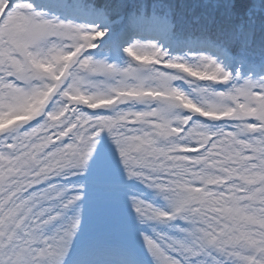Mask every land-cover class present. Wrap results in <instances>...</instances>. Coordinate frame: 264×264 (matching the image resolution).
Returning <instances> with one entry per match:
<instances>
[{"label": "snow or ice", "instance_id": "snow-or-ice-1", "mask_svg": "<svg viewBox=\"0 0 264 264\" xmlns=\"http://www.w3.org/2000/svg\"><path fill=\"white\" fill-rule=\"evenodd\" d=\"M0 0V264H264V0Z\"/></svg>", "mask_w": 264, "mask_h": 264}, {"label": "rangeland", "instance_id": "rangeland-1", "mask_svg": "<svg viewBox=\"0 0 264 264\" xmlns=\"http://www.w3.org/2000/svg\"><path fill=\"white\" fill-rule=\"evenodd\" d=\"M197 1V2H194ZM194 1H189L186 4H180V6L178 7V10L184 14V15H188L189 13H192V10L195 8V10L198 12L200 9L197 7V5L202 3V0H194ZM195 14V13H192Z\"/></svg>", "mask_w": 264, "mask_h": 264}, {"label": "trees", "instance_id": "trees-1", "mask_svg": "<svg viewBox=\"0 0 264 264\" xmlns=\"http://www.w3.org/2000/svg\"><path fill=\"white\" fill-rule=\"evenodd\" d=\"M189 1H194V0H176V3L178 4V6H180V4H186L187 2ZM199 1V0H198ZM194 2H197V1H194Z\"/></svg>", "mask_w": 264, "mask_h": 264}]
</instances>
